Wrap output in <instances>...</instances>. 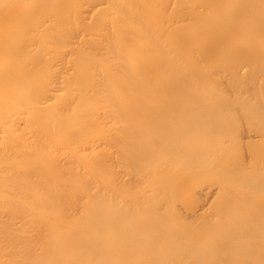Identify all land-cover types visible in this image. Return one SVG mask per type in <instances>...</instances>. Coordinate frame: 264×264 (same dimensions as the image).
<instances>
[{
	"label": "rangeland",
	"instance_id": "rangeland-1",
	"mask_svg": "<svg viewBox=\"0 0 264 264\" xmlns=\"http://www.w3.org/2000/svg\"><path fill=\"white\" fill-rule=\"evenodd\" d=\"M88 1L95 3L98 0ZM137 1H140V7H136L139 15L136 20L159 25L158 29L152 24L149 27L133 17L134 25L131 20L136 26L133 34L138 32L134 38L132 36V42L141 40V43H147L146 46L159 50H156L159 56L154 52L147 54L155 59L157 56L160 64L158 66L150 58L156 64L146 67L148 72L143 79L152 91L146 96L132 94L126 98L124 95L120 103L115 102L113 106L117 111L111 109V118L114 117L113 122H116L114 128L103 130L88 126L90 134L87 135L93 139L85 134L87 137L79 138L83 134L80 124L77 125L79 118L75 120L76 116L67 114L69 110L63 107L60 112L63 125L47 126L49 128L37 137L35 150H0V173H7L10 166L19 167L24 160H27L25 163L32 161L33 157L37 166L44 164L40 158L46 159L53 174L62 182L82 178L88 169L96 171L95 179L93 175L91 179L87 176L89 179L84 177L82 182L86 180L85 195L101 205L100 217L104 224L100 228L99 241H103H97L98 252H90L92 256L99 253L100 264H264V32L257 34L259 19L250 17L257 27L255 24L248 27L243 18L246 15L242 17L237 12V16H233L244 20L237 21L235 17L237 24L232 20L235 26L231 38L230 32L219 36L220 43L213 42L211 36L201 48H195L194 42L190 47L189 41L186 43L189 47L171 46L166 44L169 38H166L167 33L161 32L162 27L179 24L175 20L182 12L179 31L191 29V22L194 25L197 18H194L196 13L193 12L192 17L188 9L197 1L202 6L201 0H127L131 5ZM203 1L207 6L210 4ZM211 6L213 4L208 9ZM218 7L215 10L221 12ZM121 11L126 12L125 9ZM162 14L165 18L161 21L159 15ZM248 15L246 20L250 19ZM241 20L244 24L239 25ZM243 25L248 27L246 34L240 27ZM139 27L147 33L140 32ZM224 27L220 29L225 33ZM180 33L176 35L177 39H185L182 31ZM142 34L145 39H141ZM240 34L242 37L238 40ZM155 40L159 45L165 44L159 46ZM225 42L227 46L222 44ZM133 48L140 51L138 47ZM144 54L142 57L147 56ZM89 69L92 71L93 67ZM156 74L161 80V88L155 84ZM143 79L141 84L145 82ZM14 94L6 92L4 99L10 101L12 97L16 98ZM93 105L90 106L93 108ZM95 105L94 110L88 107L91 112L95 111L94 115L89 113V117H96V110L102 111L100 109L104 107ZM86 113L84 116H88ZM100 118V121H107V118ZM101 130L103 135L111 134L112 137L111 141L99 139L101 161L98 157L96 160L100 165L88 157L82 158L77 165L75 152L79 146L94 140L95 131ZM45 144L52 148L41 149L46 147ZM52 151L56 156L51 154ZM60 152L71 155L64 157ZM21 153L23 157L19 159ZM96 163L98 166L95 167ZM77 187L75 185L73 190ZM62 188L67 190L65 186ZM76 191L61 197L64 207L71 208L84 202L85 197L82 202L78 196L80 192ZM50 197L53 199L52 195ZM58 200L51 202L56 206L62 203ZM41 245L42 242L40 247L35 245L36 257L39 261H48L50 258L44 259L48 256L43 251L45 245ZM8 246H11L10 242L0 241L2 253ZM2 256L0 254V259L5 261L7 257Z\"/></svg>",
	"mask_w": 264,
	"mask_h": 264
},
{
	"label": "bare ground",
	"instance_id": "bare-ground-1",
	"mask_svg": "<svg viewBox=\"0 0 264 264\" xmlns=\"http://www.w3.org/2000/svg\"><path fill=\"white\" fill-rule=\"evenodd\" d=\"M201 1L200 3L204 8L198 5L199 1H197L196 6L192 5L194 7L191 6L192 8L188 9L191 14L195 12L194 18H197L196 21L194 19V25L191 22L193 20L190 19L191 26H193L191 29L183 32L181 27L182 30L179 31L180 19H183L181 18L183 17L182 12L175 20L179 21V24L172 21L171 23L175 24L162 27L161 32L167 33L168 37L166 38L170 39L166 44L182 47L189 41L190 47L194 42L195 48L196 46L199 48L204 45L203 42H208L211 36L214 39L213 42L218 43L219 41L220 43L221 36L232 33V28L235 26L236 18H238L235 14L237 12H240L242 17L244 14L246 17L249 14V18L253 16L252 19H259L257 27L251 18H247L248 20L246 17H243L245 20L240 18L246 22L245 25L248 27L250 25L253 27L255 24L254 27H257L258 35L264 32V0H205L207 4L210 2L214 6L209 9L210 4L207 6L203 0ZM139 3L140 1H137L131 5L127 0H98L95 3L88 0H0V94L17 93L14 94L16 98L12 97L10 101L4 99L5 94L0 96L1 151L8 152L16 148L35 150L37 137L49 128L47 126L63 125V116L60 112L64 108L66 111L69 110L67 114L76 116L75 120L79 118L80 123L74 122H78L77 125L80 124L79 129H82L83 134L79 135V138H82L84 134H90L88 126L93 125V127L103 130L106 127H108L107 130L113 129L116 122H113L114 117L111 118V109H114L113 104L115 102L120 103L119 100H123L121 98L124 95L125 97L132 94L144 96L152 91L153 88L149 90V86L145 85L147 81L143 78L145 75L147 76V65H152L153 62L158 61L157 56L156 59L155 56L154 58H152L153 56L148 57L149 53L154 52L153 54H155L158 49L146 46L147 43L143 44L141 40H138L139 43L138 41L137 43L132 42V36L138 34V32L133 34L136 33L134 32L136 26H134L133 17L136 20V17L139 16L136 13L138 10L136 7ZM217 7L220 8L221 12L219 9L216 11ZM187 8L185 9L187 10ZM120 9L123 11L125 9L126 12L120 13ZM247 12L248 14H246ZM206 13L211 15L207 16ZM203 15L208 18L205 16L204 18ZM159 16L161 21L162 18H165L164 14ZM240 19L238 18L237 21ZM136 21L141 22V20ZM247 21L249 22L247 23ZM138 22H136L137 25L140 24ZM149 22L151 21L144 20L141 24L159 27V25L157 26L158 23H151V25ZM240 22L239 25L244 24L242 20ZM223 25L226 27H224L225 33L223 29H220ZM239 25H237L238 28ZM243 26L240 27L245 30L244 34H246L248 27ZM181 31L183 37L186 38L179 40L176 35ZM142 33L146 34L147 32ZM156 33L154 32V34ZM143 34L141 39L142 37L145 39ZM154 34L152 35L155 37ZM241 34L238 40L242 37ZM232 36L233 33L230 38ZM155 38L158 39L159 37ZM232 39L234 40V38ZM257 41L259 42V40ZM215 43L213 44L215 45ZM228 43L230 44L231 41ZM164 44L161 43V45ZM222 44L226 45V42ZM189 45L186 46L189 47ZM215 46L218 47V45ZM133 47H138L141 52ZM142 52L146 53L144 55H148L142 57ZM156 54L159 56L158 52ZM91 67H93L92 71L89 69ZM158 76L155 78L158 82L155 80V84L160 86L159 81L161 82V80ZM142 79L145 82L141 84ZM25 104L26 107L24 106V108L23 105ZM93 104L98 105V107L104 105V107L100 109L102 111L96 110L98 111L96 117H89V113L95 112H91L89 109H95ZM90 105H93V108ZM113 111H117L116 108ZM86 112L88 116H84ZM100 116L107 118V121H100ZM4 117L7 119H3ZM109 119L110 121H108ZM64 121L66 122L65 119ZM83 129L85 130L83 131ZM103 130L100 133L97 132L99 131L97 129L95 131L97 136L92 134L94 132L92 130L91 134L94 136V140H92V136L87 135L89 139L92 138V141L79 146V150L75 152L77 165L82 162L84 157L91 159V162H98L100 159L98 154L102 148L100 141L102 139L103 141H111L112 137L111 134L103 135ZM85 135L84 137H87ZM83 141L85 140L83 139ZM48 148H52V146L47 144L41 149ZM60 153L64 157L71 155L68 152ZM51 154L56 156L55 151H52ZM18 157L21 159L22 153L18 154ZM73 158L75 160L74 156ZM40 159L44 162L42 166H37L35 157H33L32 161L27 163H25L27 160L22 161L19 167H16L18 165H9L11 168H8L11 170L7 173H0V241L11 243L7 249L5 247L2 249L4 253L0 251V254L7 257L5 261L0 259V264H52L55 260L57 261L53 264H100L101 256L97 257L99 253L92 256L90 252L95 253L99 249L97 241L102 235L100 228L104 221L100 217L101 205L100 203L98 205L93 197L85 195V192L87 193L86 180L85 183L82 182V178L83 180L84 177L91 179L90 176L92 175L95 179L96 171H89L88 169L84 177L62 182L59 177L53 174V169L47 164L46 159ZM90 166L92 167L91 164ZM96 166H98L97 163ZM75 185H78L77 191L73 190ZM62 186H65L67 190H64ZM68 188L71 189L70 192ZM74 191L80 192L78 196H81L82 202L83 196L85 197L84 202L79 206L74 204L71 208L64 207L65 203L62 202L61 197L65 193L73 194ZM50 195L54 200H50ZM53 196L60 199L58 202L63 204L54 206L51 201H57ZM49 202L51 207L48 206L50 205ZM37 240L42 242L41 247L45 245L43 251L47 252L46 256L50 257L47 256L44 259L50 258L48 261L43 260L42 255L39 257L44 262L39 261L40 258L36 257L35 245L38 244L40 247L41 244V242L36 244L35 241ZM101 240L103 241V239ZM102 241L99 242L102 243ZM39 251L41 252L42 249ZM36 252L38 253V250Z\"/></svg>",
	"mask_w": 264,
	"mask_h": 264
}]
</instances>
